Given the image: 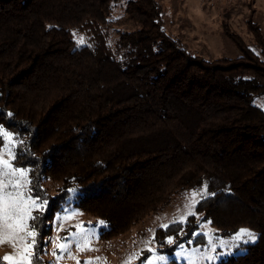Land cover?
Here are the masks:
<instances>
[{"label":"trees","instance_id":"obj_1","mask_svg":"<svg viewBox=\"0 0 264 264\" xmlns=\"http://www.w3.org/2000/svg\"><path fill=\"white\" fill-rule=\"evenodd\" d=\"M112 1L0 0V127L23 141L16 164L48 201L35 213L34 264H47L45 238L69 188L108 241L205 184L215 195L198 203L202 221L223 237L258 236L219 264H264V111L253 102L264 95V59L233 35L240 58L193 57L164 30L156 0L128 2L137 29L113 47ZM47 179L63 183L55 197ZM194 219L159 229L156 243L171 237L166 252L204 243Z\"/></svg>","mask_w":264,"mask_h":264},{"label":"rangeland","instance_id":"obj_2","mask_svg":"<svg viewBox=\"0 0 264 264\" xmlns=\"http://www.w3.org/2000/svg\"><path fill=\"white\" fill-rule=\"evenodd\" d=\"M131 0H113V12L107 26L108 41L115 46L119 34L132 32L137 25L127 18L125 9ZM162 10V23L164 30L173 39L177 40L190 55L206 62L220 59H237L241 53L233 43L231 35L240 37L244 44L254 53L262 57V48L258 44L255 33L260 32L264 38V0H156ZM258 30V31H257ZM75 39H82L83 43L89 42L88 37L83 33H74ZM254 105L261 108L264 103V95L255 97ZM43 187L49 195L55 197L63 189V183L47 179ZM68 204L55 211L50 222L51 231L45 238V248L42 258L47 264H149L154 255H165L169 258V264H188L182 257H177V247L173 252H166L173 244L159 247L155 241L159 229H165L162 225H173L179 223L181 217L186 216V222L191 216L198 223L197 233L204 238L201 244H184L188 253L192 249L199 248L197 256L211 255L216 257L211 261H198V264H219L221 261L235 257L246 252V247L257 242L240 243L236 246L233 237H223L217 229L211 226L209 221H202L203 215L196 213V207L192 211L195 215H187L190 203V194L199 192L201 189H188L179 192L170 204L162 208L158 213L153 214L130 229L127 233L105 241L100 238L103 230L107 228L101 220L82 212L75 206L74 198L77 195L75 188H69ZM35 215V213H34ZM177 221V222H173ZM185 222V223H186ZM183 223V224H185ZM78 225L83 226L84 232L79 233ZM208 233V235H204ZM212 237L216 251L212 252L208 237ZM67 238L70 248L68 252H58L53 256L56 249L55 241ZM88 244L85 250L81 251L84 241ZM224 241L225 247L221 248L219 242ZM151 242V243H150ZM152 249V251H149ZM8 245L0 246V257L12 252ZM57 257H61L57 259ZM34 264V262H32Z\"/></svg>","mask_w":264,"mask_h":264},{"label":"snow or ice","instance_id":"obj_3","mask_svg":"<svg viewBox=\"0 0 264 264\" xmlns=\"http://www.w3.org/2000/svg\"><path fill=\"white\" fill-rule=\"evenodd\" d=\"M79 43H83V40L81 39ZM260 106L264 108V103ZM8 115L10 116L11 113ZM22 143L23 141L19 140L15 134L0 127V246L8 245L13 250L0 257V264H32L37 250L38 236L37 227L34 223L38 217L34 213L44 211L48 203L46 199L33 195L30 170L25 167H18L16 164V149ZM214 195L215 193L209 192L207 184L203 186L201 191L192 192L190 203L186 206L188 207L187 215H195L192 209L199 202L197 197L204 199ZM186 218V216L181 217L178 222L183 224L186 222ZM100 224L103 225L104 222L101 221ZM162 227L167 228L168 225H162ZM77 228L79 229L78 234L84 232L83 226L78 225ZM194 235L200 234L194 233ZM204 235H208V233H204ZM256 239V234L245 228H241L233 237L236 246H239L240 243L254 242ZM208 241L211 246L210 250L215 252L217 246L212 243L211 236L208 237ZM167 243L171 245L174 240L169 237ZM191 243L192 241L189 240V244ZM55 244L56 249L52 253L53 256H56L57 251L68 252L70 248L67 238H63V240L58 238ZM87 244L88 241L85 240L80 250H85ZM219 246L225 247V242L220 241ZM177 247L180 251L176 252L175 255L185 259L188 264H198V261L216 259L211 255L197 256L196 254L200 251L199 248L192 249V252L188 253L183 243ZM60 258L57 257V259ZM86 264H92V261H88ZM149 264H169V258L165 255L156 254L149 261Z\"/></svg>","mask_w":264,"mask_h":264}]
</instances>
